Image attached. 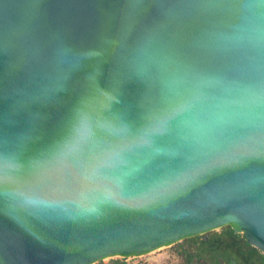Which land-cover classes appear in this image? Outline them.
<instances>
[{
  "label": "water",
  "instance_id": "water-1",
  "mask_svg": "<svg viewBox=\"0 0 264 264\" xmlns=\"http://www.w3.org/2000/svg\"><path fill=\"white\" fill-rule=\"evenodd\" d=\"M224 226L264 256V0H0V264Z\"/></svg>",
  "mask_w": 264,
  "mask_h": 264
},
{
  "label": "trees",
  "instance_id": "trees-1",
  "mask_svg": "<svg viewBox=\"0 0 264 264\" xmlns=\"http://www.w3.org/2000/svg\"><path fill=\"white\" fill-rule=\"evenodd\" d=\"M192 238L198 239L191 244L194 255L213 264H264V256L259 250L249 245L244 235L234 232L230 226L220 228L218 233Z\"/></svg>",
  "mask_w": 264,
  "mask_h": 264
},
{
  "label": "rangeland",
  "instance_id": "rangeland-1",
  "mask_svg": "<svg viewBox=\"0 0 264 264\" xmlns=\"http://www.w3.org/2000/svg\"><path fill=\"white\" fill-rule=\"evenodd\" d=\"M218 232H220V229L208 232L206 235ZM195 241H198V239H184L171 246L141 256L106 258L94 264H213L210 260H203L194 255V248L193 250L191 249V244Z\"/></svg>",
  "mask_w": 264,
  "mask_h": 264
},
{
  "label": "flooded vegetation",
  "instance_id": "flooded-vegetation-1",
  "mask_svg": "<svg viewBox=\"0 0 264 264\" xmlns=\"http://www.w3.org/2000/svg\"><path fill=\"white\" fill-rule=\"evenodd\" d=\"M195 242H193V244H194Z\"/></svg>",
  "mask_w": 264,
  "mask_h": 264
}]
</instances>
